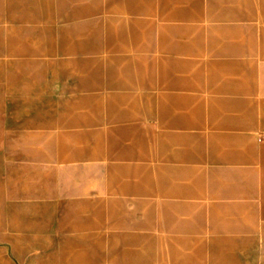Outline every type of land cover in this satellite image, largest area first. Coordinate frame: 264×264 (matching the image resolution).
<instances>
[{
	"label": "rangeland",
	"instance_id": "1",
	"mask_svg": "<svg viewBox=\"0 0 264 264\" xmlns=\"http://www.w3.org/2000/svg\"><path fill=\"white\" fill-rule=\"evenodd\" d=\"M0 264H264V0H0Z\"/></svg>",
	"mask_w": 264,
	"mask_h": 264
}]
</instances>
